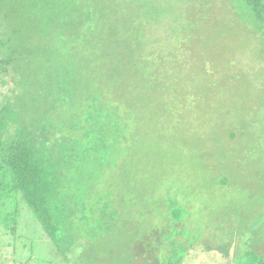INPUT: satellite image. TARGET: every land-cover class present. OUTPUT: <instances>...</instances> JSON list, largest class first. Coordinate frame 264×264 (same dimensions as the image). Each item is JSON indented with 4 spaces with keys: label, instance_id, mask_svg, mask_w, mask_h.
I'll use <instances>...</instances> for the list:
<instances>
[{
    "label": "rangeland",
    "instance_id": "374dc122",
    "mask_svg": "<svg viewBox=\"0 0 264 264\" xmlns=\"http://www.w3.org/2000/svg\"><path fill=\"white\" fill-rule=\"evenodd\" d=\"M190 7L177 9L189 11L177 12L186 38L160 41L179 57L160 64L169 72L158 104L141 105L122 171L109 169L94 191L76 185V162L63 182L72 180L79 212L55 241L33 231L28 212L15 241L0 226L5 264H148L147 244L159 264H246L249 251H264V28L244 0Z\"/></svg>",
    "mask_w": 264,
    "mask_h": 264
},
{
    "label": "trees",
    "instance_id": "16d2710c",
    "mask_svg": "<svg viewBox=\"0 0 264 264\" xmlns=\"http://www.w3.org/2000/svg\"><path fill=\"white\" fill-rule=\"evenodd\" d=\"M10 1L0 0L1 234L15 241L28 212L33 231L55 241L61 222L79 212L65 173L80 163L76 185L87 181L95 191L104 189L109 169L122 171L124 149L139 135L141 105L158 104L154 94L169 72L160 64L178 52L160 49V41L186 38L177 12L189 11L177 9L202 0ZM244 2L264 28V0ZM147 248L143 259L159 264L150 257L156 248ZM247 255L246 264H264V251Z\"/></svg>",
    "mask_w": 264,
    "mask_h": 264
}]
</instances>
